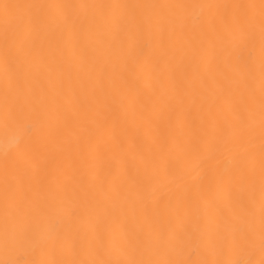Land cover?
Returning a JSON list of instances; mask_svg holds the SVG:
<instances>
[{"label":"snow or ice","instance_id":"1","mask_svg":"<svg viewBox=\"0 0 264 264\" xmlns=\"http://www.w3.org/2000/svg\"><path fill=\"white\" fill-rule=\"evenodd\" d=\"M0 264H264V0H0Z\"/></svg>","mask_w":264,"mask_h":264},{"label":"bare ground","instance_id":"2","mask_svg":"<svg viewBox=\"0 0 264 264\" xmlns=\"http://www.w3.org/2000/svg\"><path fill=\"white\" fill-rule=\"evenodd\" d=\"M115 2V0H112ZM11 133L7 132L6 129L0 124V152H2L11 142H13ZM8 257L4 254L3 250L0 249V260L7 259Z\"/></svg>","mask_w":264,"mask_h":264}]
</instances>
